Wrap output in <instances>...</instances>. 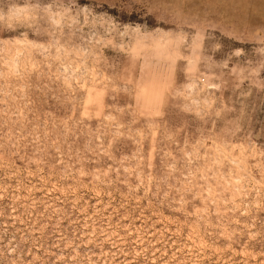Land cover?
Wrapping results in <instances>:
<instances>
[{
	"label": "rangeland",
	"instance_id": "374dc122",
	"mask_svg": "<svg viewBox=\"0 0 264 264\" xmlns=\"http://www.w3.org/2000/svg\"><path fill=\"white\" fill-rule=\"evenodd\" d=\"M0 264H264V0H0Z\"/></svg>",
	"mask_w": 264,
	"mask_h": 264
}]
</instances>
